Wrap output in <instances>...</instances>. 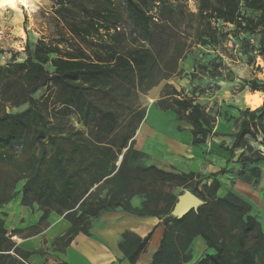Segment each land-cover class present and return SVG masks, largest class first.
<instances>
[{
  "label": "trees",
  "instance_id": "obj_1",
  "mask_svg": "<svg viewBox=\"0 0 264 264\" xmlns=\"http://www.w3.org/2000/svg\"><path fill=\"white\" fill-rule=\"evenodd\" d=\"M194 1L197 39L203 46L218 44L228 34L221 28L230 24L239 54L250 60L258 56L264 62V0ZM183 2L54 0L52 35L34 43L27 40L24 58L0 67V162H9L15 147L30 150L23 166L0 177V192L12 191L0 197V206L14 197L15 185L22 182L20 204L36 203L41 210L34 234L55 212L69 226L53 244L66 247L78 233L89 235L92 220L103 211L119 207L162 219L163 232L150 264L189 261L196 236L212 252L193 264H264V228L252 215L253 206L232 191L217 194L218 177L231 172L229 163L249 166L251 176L237 178L258 184L261 170L254 165L264 163V154L247 151L252 150V142L264 146V101L254 110L239 111L237 117L224 113L233 131L220 133L213 128L221 113L206 111L197 101L207 88L192 87L187 96L183 89L165 83L156 106L191 125L192 145L204 143L209 136L221 138L219 147L230 158L209 175L135 164L143 154L134 148L133 136L145 113L137 94L180 74L179 62L186 58L188 46L177 21ZM241 7L258 15L242 13ZM215 21H220L219 29ZM257 33V43H251ZM196 64V70L215 76L223 68L213 60ZM249 87L264 93V83L252 80ZM42 88L47 93L34 97ZM129 97L134 102L124 103ZM6 105L26 106L12 112L5 111ZM72 114L85 130L71 125ZM237 149L242 151L233 161ZM165 185L188 189L201 204L182 216L170 214L176 196L164 194ZM135 194L145 198L139 209L129 203ZM160 201L165 203L163 209L158 207ZM17 232L13 228L7 236L0 219V264H26L17 256L26 260L31 252L10 239ZM152 232L144 237L127 230L121 234L118 247L125 264L136 262Z\"/></svg>",
  "mask_w": 264,
  "mask_h": 264
},
{
  "label": "crops",
  "instance_id": "obj_2",
  "mask_svg": "<svg viewBox=\"0 0 264 264\" xmlns=\"http://www.w3.org/2000/svg\"><path fill=\"white\" fill-rule=\"evenodd\" d=\"M241 11L252 16L258 15V11L251 12L244 7H241ZM259 36L260 34H255L254 37L259 38ZM228 61L231 62L230 69L232 72L228 73V76L222 74L215 76L211 73L200 74L198 70H195L197 76L192 77V75H185L186 73H184L182 78L176 77V83L173 82L174 87L183 90L190 87L207 89L211 86L215 87L211 94L199 97L197 101L204 105L206 111L221 113V116H217L213 128V131L220 133H231L233 131L232 121H227L223 117L224 113L227 112L228 115L237 117L239 111L244 109L254 110L260 107L264 101L262 91H252L249 87V82L252 80L259 85L264 83V76L261 77V75H264V62L261 58L258 57L257 60L255 57L250 60L246 56L236 53ZM172 79L175 78L172 77L165 82L170 84ZM233 86L239 87L237 95L240 97L236 98L235 95L230 93ZM160 92L161 86H154L150 90L153 97L148 96L149 104H144V117L133 136L134 148L142 152V159L150 157L154 161L146 165H155L165 170L174 169L184 173L194 172L201 175H209L224 166L230 158V154L220 149L219 142L222 139L209 136L204 143L192 145L191 125L186 120L177 119L172 111L161 110L156 106L155 101L160 97ZM254 94H260L262 102L256 108H251L245 103V99ZM144 126L147 127L145 130H143ZM142 132L145 134L142 135ZM139 138H142V141ZM146 138H149L152 152H143L142 142L144 143ZM231 141V138H226V142L231 143ZM237 151L241 152L242 149L235 150L232 157L233 161L237 159L238 155H235ZM139 164L144 165L142 161ZM231 164L236 165V163H229L228 165ZM254 166L259 167L261 170L260 182L264 175V163L258 162ZM218 179L220 181V177ZM220 188L217 191L218 195ZM144 199L143 194H135L130 198L129 203L132 208L139 209L142 207ZM10 204H6L2 210L6 211L7 206H10ZM21 208L24 209V206H21ZM24 212L29 215L28 218H25L24 223L19 227H14L9 225L8 220L9 224L7 226L9 231L13 228L18 230L16 235L10 237L14 245L24 251L31 252L26 260L17 256L20 261L26 264H125V261L122 260L123 253L118 247L121 234L127 230L139 237H144L153 229L145 251L138 256L134 263L150 264L152 254L156 250L163 232L162 219L152 215L132 214L118 207L103 211L98 218L93 219L89 235L78 233L68 246L63 247L54 245L53 241L68 228L69 223L67 221L55 212H51L47 219V225L41 226L38 229L39 232L34 234L36 228L34 225L41 215V210H35L31 214L30 207H26ZM3 226L5 227L4 223ZM53 228L56 230H53ZM52 231L54 232L50 234ZM196 240H200V255L204 253V250L205 252H211L206 250L205 243L201 241L199 236L193 239L192 245ZM10 254H13V252L10 251ZM191 255L192 259L182 264H193L199 258L193 257V254Z\"/></svg>",
  "mask_w": 264,
  "mask_h": 264
},
{
  "label": "rangeland",
  "instance_id": "obj_3",
  "mask_svg": "<svg viewBox=\"0 0 264 264\" xmlns=\"http://www.w3.org/2000/svg\"><path fill=\"white\" fill-rule=\"evenodd\" d=\"M114 1L115 3H120V0H114ZM53 7H54V0H28L27 6H20L19 10L3 8V9H0V12L3 10L10 9L9 14L13 18L12 19L13 23L17 26V32L21 31V27L24 28L26 41L28 40L31 43H34L38 38L47 39V37L50 34L52 35L54 22H55L54 17H53V11H52ZM186 10L187 12H190L193 14H190V15L182 14V12L184 13L186 12ZM196 11H197L196 2L194 0H185V2H183L182 9H180L179 12L177 13L178 28L180 29V31H182L181 33H183L185 37V41H186V45L188 46V49L186 51V58L183 61L179 62V68L181 69L180 74L172 75L168 79L161 80L156 85V86H161V90L163 88V85L165 83H168L165 81H168L172 77L175 78V79H172V82L170 83L173 86V82L175 83L177 82L176 77L182 78L184 76V73H186L185 75L197 76V74L195 73V70L197 69V67H195L194 65L197 62H200L206 65L208 61L213 60L214 63L222 64L223 66V71L221 72L222 75L228 76V73H232L230 69L231 62L228 61V59L231 58L233 54L238 53L237 51H234L233 46H229L227 44L229 40V33L231 35L233 31L231 30L232 26L225 25L224 28L223 27L221 28L223 31H227L228 34L224 38H222V40L218 44H215L214 46L212 45L203 46L197 39L198 31H197V20L195 17ZM124 27H125L124 28L125 31L128 32V25H125ZM258 39H259L258 37H254L253 43L254 44L257 43ZM23 58L24 56L21 55V59ZM198 70H199L198 73L200 72V74L205 73L203 71L201 72L200 68H198ZM263 76L264 75H261V77ZM152 88H150L145 93L138 92L137 101L141 106L144 107V104H149L148 96H152L150 94V90ZM238 92H239L238 86H233L230 90V93L232 95H235L236 98L240 97L237 95ZM46 93L47 91L42 88L34 95V97L38 98V97L45 95ZM133 102H134V97H129L124 103L127 104V103H133ZM25 106L26 105L11 107L9 105H6L4 108H5V111L13 112V111H20L21 109L25 108ZM70 123L71 125H73L74 127L78 129L85 130V128L77 121V116L74 114L70 116ZM146 128L147 127L144 126L143 130H145ZM144 134L145 133L142 132V135ZM139 140L142 141V138H139ZM142 144H143L144 153L148 151L152 152V149H151L152 147L149 145V138H146V141H144V143L142 142ZM245 150L247 151V149ZM247 152L250 155H254L255 152L264 154V146H261L257 143L252 142V150L247 151ZM29 154H30V150H25L23 152L19 150L17 147L12 149L11 150V155H12L11 160L9 162H4V163L0 162V177L4 175L5 171L10 170L12 172H15L17 168L23 166ZM239 154H240L239 151L235 153L236 156ZM140 161H142L144 165L154 162L152 159H150V157L146 159L144 157L143 159L141 158V160L139 159L135 161V164H139ZM230 170H231L230 173H227L226 175L220 177L221 188L218 192L219 195L221 196V194H224L227 191H232L236 193L238 196L242 197L247 202H249L253 206L252 215H255L261 227L264 228V175H263V179H261L259 184L252 185L247 182L241 181L237 178L238 176L242 177L243 175L246 176L249 174L251 176L249 166L240 168V166L236 164L235 166L233 165ZM21 183L22 182H19L15 185L13 189L14 197H12L11 200L9 199L6 203L0 206V219L3 221L5 227H7L6 228L7 236H9L10 234L9 228L7 226L9 222H10L9 224L10 226L19 227L22 223L25 222L26 220L25 218L29 217V215L24 212L25 208L28 206H24V209H22L21 206L23 205L20 204ZM162 190L164 194L170 193L176 196V201L174 202V205L176 204L179 195L184 193L186 190L189 191L186 188H183L180 186H174V185H165L163 186ZM11 193L12 191L6 188L3 194L0 192V197H5L7 195H10ZM8 203L10 204V206H7V210L3 211L2 209ZM164 206H165L164 201L158 202V207L163 209ZM38 209H39L38 204L33 203L32 207H30L31 214H33L34 211ZM170 214H172V212ZM53 230H56V229L53 228ZM53 232L54 231L50 232V234H52ZM192 241H191L190 248H191V254H193V257L200 258L204 253H207L204 250V253L200 255L201 254L200 240H196L194 242V245H192ZM201 241L205 243L202 238H201ZM211 250L212 249L209 248L207 251H211ZM211 252H208V253H211ZM191 259H192V255H191L190 260Z\"/></svg>",
  "mask_w": 264,
  "mask_h": 264
},
{
  "label": "built area",
  "instance_id": "obj_4",
  "mask_svg": "<svg viewBox=\"0 0 264 264\" xmlns=\"http://www.w3.org/2000/svg\"><path fill=\"white\" fill-rule=\"evenodd\" d=\"M9 10H3L0 12V67H6L13 63L14 61L21 60V55L24 56V48L26 43L25 29L21 27V31L17 32V26L13 23V18L9 14ZM213 25L219 29L220 21H215ZM231 26L230 24H228ZM232 37L229 34V40L227 44L233 46L234 51L240 53L238 48L239 45L237 42L232 43ZM250 42L253 43V39H250ZM240 55V54H239ZM258 60V56L256 57ZM218 71H223V68H219ZM211 86L207 89L202 95L198 96H208L212 93ZM191 88L184 90V94L189 96L191 95Z\"/></svg>",
  "mask_w": 264,
  "mask_h": 264
},
{
  "label": "water",
  "instance_id": "obj_5",
  "mask_svg": "<svg viewBox=\"0 0 264 264\" xmlns=\"http://www.w3.org/2000/svg\"><path fill=\"white\" fill-rule=\"evenodd\" d=\"M120 159L121 156L119 157L118 163ZM200 204L201 200L196 195L186 190L184 193L178 196V200L172 210V215L182 216L190 209L196 208Z\"/></svg>",
  "mask_w": 264,
  "mask_h": 264
},
{
  "label": "bare ground",
  "instance_id": "obj_6",
  "mask_svg": "<svg viewBox=\"0 0 264 264\" xmlns=\"http://www.w3.org/2000/svg\"><path fill=\"white\" fill-rule=\"evenodd\" d=\"M28 0H0V9L10 8L13 10H19L20 6H27ZM260 94H254L246 97L245 103L252 108H256L262 102ZM151 101V100H150Z\"/></svg>",
  "mask_w": 264,
  "mask_h": 264
}]
</instances>
